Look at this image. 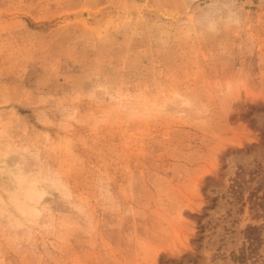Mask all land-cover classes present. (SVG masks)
<instances>
[{"label": "rangeland", "instance_id": "374dc122", "mask_svg": "<svg viewBox=\"0 0 264 264\" xmlns=\"http://www.w3.org/2000/svg\"><path fill=\"white\" fill-rule=\"evenodd\" d=\"M257 165L264 0H0V264H264Z\"/></svg>", "mask_w": 264, "mask_h": 264}, {"label": "trees", "instance_id": "16d2710c", "mask_svg": "<svg viewBox=\"0 0 264 264\" xmlns=\"http://www.w3.org/2000/svg\"><path fill=\"white\" fill-rule=\"evenodd\" d=\"M261 165H257L249 174L252 178H255L261 171ZM244 171L242 168H239L238 173L234 177V181H232L229 189L231 190L232 195H234L237 199H242L243 192L248 187L249 184L255 183L256 187L251 188L246 201L249 203V209L252 213V217L254 218H264V175H260V181H244ZM245 203V202H244ZM264 225H250L248 224L244 231L243 236L247 243L236 257L235 261L242 262L247 260L250 253H252L257 247L258 244L261 243V231L263 230Z\"/></svg>", "mask_w": 264, "mask_h": 264}]
</instances>
